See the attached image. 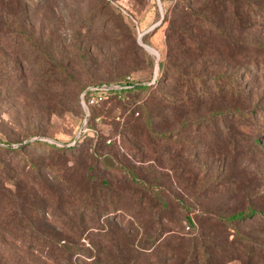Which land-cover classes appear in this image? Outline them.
I'll use <instances>...</instances> for the list:
<instances>
[{
  "label": "rangeland",
  "instance_id": "rangeland-1",
  "mask_svg": "<svg viewBox=\"0 0 264 264\" xmlns=\"http://www.w3.org/2000/svg\"><path fill=\"white\" fill-rule=\"evenodd\" d=\"M51 166L121 209L80 219ZM53 230L60 264H264V0H0V264H51Z\"/></svg>",
  "mask_w": 264,
  "mask_h": 264
},
{
  "label": "trees",
  "instance_id": "trees-1",
  "mask_svg": "<svg viewBox=\"0 0 264 264\" xmlns=\"http://www.w3.org/2000/svg\"><path fill=\"white\" fill-rule=\"evenodd\" d=\"M121 33L123 34L124 30H121ZM160 66H161V69L163 71V74H169L170 67H168V66L166 67V63L164 61L160 63ZM95 83H101V82H95ZM95 83H90V84H95ZM87 85H89V84H87ZM85 87H83V89ZM147 87L148 86H146L145 84H138V85L134 86L132 89L122 91L120 94L119 93L109 94L102 103H104L105 101L112 99V98L124 99L126 94H128L130 92H134L136 90H140V89L144 90ZM82 90H81V92H82ZM119 95H121V97H119ZM79 100H80V96H79ZM97 107L98 106L92 107L91 117L94 115V112L97 109ZM52 149H54V151L59 153L60 155L61 154L65 155L66 153H68L69 151L72 150L71 147H67V146H63L62 148H57L56 146H53ZM19 150H22L21 147H18L16 149H12V151H19ZM48 151L49 150H45L43 152L44 153H51ZM28 166L33 171H40V168H41V165L37 164V163L36 164L32 163V164H29ZM50 170L52 171V173L54 175H57L59 181L63 185H67L69 187H72V185H75L76 188H72V194L74 195V197H76V199L78 201L80 219L84 220L85 218L86 219L88 218L89 220L97 221L98 225L100 226L101 225L99 223L100 219H102V218L108 219L109 217L114 216L113 214H115L118 209H121V208H119V202H120L119 200L120 199L117 198V195L113 194L112 188L110 187V185L108 183L104 184L105 186L101 187L100 192L98 190L99 185H94L91 190H88L82 184H73L71 182V178H70L71 170L69 167H65L60 173L55 172V170L52 166H51ZM102 180H105V179H102ZM104 190H107V191H104ZM140 192H141V196H139L140 201H145L146 197H144V196L146 193L148 194V192L146 191V188L143 187ZM143 199H145V200H143ZM248 212H249V210H243V211H240V212H237L235 214L228 216L226 219L231 221V222L236 221V220H240L243 217H245ZM38 213H39L38 217L41 220H44L43 211L40 209V210H38ZM189 220H190V218H189ZM99 228H102V227H99ZM49 232H51V233H49L50 234L49 236H47L44 233H38L37 239L39 240L40 237L44 240L46 239V241L51 242V244H53V246L48 247L47 249H44L42 246H39L37 248V251H39L40 254H42L46 257L48 256V260L50 261L51 264H60V262L58 261L59 260V253L62 251H63L62 253H67V256H66L67 259L69 261H72V254L74 253L75 250L80 251V248H78V247L76 248V246H74V244H69L72 242H69L68 238L65 239V236H64V234H62V232H59L56 230H53V232L52 231H49ZM71 232H73V233L76 232L78 235L82 234V232H79V231H71ZM63 240H65V242L62 244L61 241H63ZM71 264H72V262H71Z\"/></svg>",
  "mask_w": 264,
  "mask_h": 264
},
{
  "label": "built area",
  "instance_id": "built-area-1",
  "mask_svg": "<svg viewBox=\"0 0 264 264\" xmlns=\"http://www.w3.org/2000/svg\"><path fill=\"white\" fill-rule=\"evenodd\" d=\"M136 85L138 83L131 76H127L121 82H101L87 85L80 94V105L85 122L88 123L91 118L92 107L99 106L109 94H120L122 91L132 89Z\"/></svg>",
  "mask_w": 264,
  "mask_h": 264
},
{
  "label": "water",
  "instance_id": "water-1",
  "mask_svg": "<svg viewBox=\"0 0 264 264\" xmlns=\"http://www.w3.org/2000/svg\"><path fill=\"white\" fill-rule=\"evenodd\" d=\"M143 45H144V47L145 48H148V47H150L149 45H146V44H144V43H142Z\"/></svg>",
  "mask_w": 264,
  "mask_h": 264
},
{
  "label": "bare ground",
  "instance_id": "bare-ground-1",
  "mask_svg": "<svg viewBox=\"0 0 264 264\" xmlns=\"http://www.w3.org/2000/svg\"><path fill=\"white\" fill-rule=\"evenodd\" d=\"M149 48V47H148ZM152 50V49H151Z\"/></svg>",
  "mask_w": 264,
  "mask_h": 264
}]
</instances>
